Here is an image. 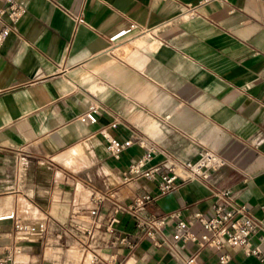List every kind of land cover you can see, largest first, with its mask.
Returning a JSON list of instances; mask_svg holds the SVG:
<instances>
[{
	"label": "crops",
	"instance_id": "0c3cea01",
	"mask_svg": "<svg viewBox=\"0 0 264 264\" xmlns=\"http://www.w3.org/2000/svg\"><path fill=\"white\" fill-rule=\"evenodd\" d=\"M17 1L26 14L0 47V217L13 212L47 226L19 243L18 264H89L91 255L106 264L111 253L124 264H218L212 250L175 245L169 230L166 246L155 248L129 214L111 203L94 208L92 191L114 192L119 204L150 194L147 213L161 217L205 212L216 192L230 189L264 222V1L210 3L189 21L181 14L200 0ZM131 25L129 39L109 42ZM91 104L98 123L81 124ZM113 120V137L157 143L147 166L194 161L207 150L226 165L210 181L165 195L142 178L124 184L121 173L143 151L134 145L119 161L109 156L99 130ZM112 217L133 249L105 232ZM13 243V222L0 221V255ZM252 243L264 254V224ZM228 253V264H261Z\"/></svg>",
	"mask_w": 264,
	"mask_h": 264
},
{
	"label": "built area",
	"instance_id": "2783aa9c",
	"mask_svg": "<svg viewBox=\"0 0 264 264\" xmlns=\"http://www.w3.org/2000/svg\"><path fill=\"white\" fill-rule=\"evenodd\" d=\"M210 3L227 5L228 0H200L195 6L185 8L180 19L189 21L196 18L197 9ZM233 12V9L229 10L230 14ZM25 14V7L17 0H0V47ZM83 16L84 12L76 18L77 23L84 22ZM135 28V25H131L114 34L108 40L111 44L122 43L129 39ZM98 116L99 107L91 104L78 120L84 125H95L98 123ZM168 118L167 116L166 119ZM117 126L118 122L113 120L108 126L99 130V135L106 143V151L113 160L119 161L122 154L134 145L143 151L141 157L131 162L121 173L124 184L142 178L153 183L159 195H165L174 191L178 185L184 182L210 181L212 175L226 165L219 155L207 150L198 154L194 161L185 160L167 166L160 164L147 166L156 154L157 143L135 135L126 140H119L109 132L116 129ZM214 196L216 201L205 212L194 211L186 216H183L180 211L161 217L148 214V204L153 201L150 194L137 196L128 204H119L116 202L114 192L92 191L90 202L94 208L111 203L110 206L115 211L129 214L135 221L134 226L138 235L149 240L155 248L166 246L164 238L166 231L169 230L170 238L175 245L183 248L193 246L199 250H212L217 254L218 264L230 262L231 256L228 251L231 249L240 250L246 257H255L261 264H264V254L252 243V237L263 230L264 222L254 218L247 205L237 204L233 200L232 190H220ZM262 212L264 219V207ZM89 215L95 216L96 209L90 210ZM5 220L13 222L15 243L3 255H0V264H18L22 255L19 243L31 237L43 236L47 226L45 222H38L34 225L26 224L16 218L13 212L0 217V221ZM119 223L117 218L112 217L105 226V232L113 236V244L116 246L133 249L135 243L129 239L128 235L117 234L115 225ZM88 261L89 264H103L97 255H91ZM106 264L124 263H118L117 255L111 253L108 255ZM185 264H195L194 258L188 259Z\"/></svg>",
	"mask_w": 264,
	"mask_h": 264
}]
</instances>
